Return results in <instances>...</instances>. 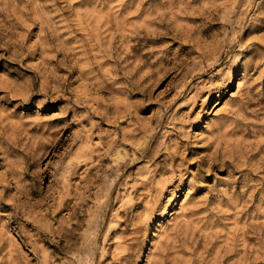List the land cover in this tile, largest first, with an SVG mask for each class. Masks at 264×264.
Masks as SVG:
<instances>
[{
  "label": "rangeland",
  "instance_id": "1",
  "mask_svg": "<svg viewBox=\"0 0 264 264\" xmlns=\"http://www.w3.org/2000/svg\"><path fill=\"white\" fill-rule=\"evenodd\" d=\"M0 264H264V0H0Z\"/></svg>",
  "mask_w": 264,
  "mask_h": 264
}]
</instances>
